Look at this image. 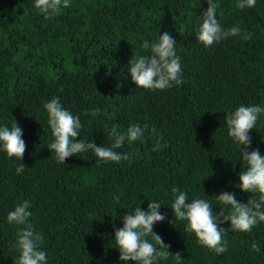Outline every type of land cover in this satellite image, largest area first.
Returning <instances> with one entry per match:
<instances>
[{"label":"trees","instance_id":"1","mask_svg":"<svg viewBox=\"0 0 264 264\" xmlns=\"http://www.w3.org/2000/svg\"><path fill=\"white\" fill-rule=\"evenodd\" d=\"M214 2L222 28L239 26L252 39L234 36L205 48L196 33L207 0H70L50 19L34 0H0V127L16 121L26 143L21 161L0 149V264H16L20 255L13 245L21 226L9 224L7 215L25 200L29 222L44 237L46 264H135L120 261L114 230L126 213L138 205L146 211L151 201L166 217L153 231L182 260L155 264H264V222L251 232L223 222L227 251L217 254L171 210L173 187L188 195L187 203L207 200L214 214L230 211L215 197L221 192L244 204L258 198L238 187L247 165L225 118L241 105L264 107V0L242 10L237 0ZM165 31L177 42L184 83L137 88L130 61L150 56L144 41L158 42ZM55 97L79 116L77 140L108 147L113 126L125 131L133 124L154 126L156 135L146 131L142 140L125 141L116 151L129 153L126 161H99L89 150L61 163L48 149L54 137L44 108ZM93 109L100 114L93 117ZM249 135L247 151L264 156V113ZM160 136L161 148L153 151ZM20 163L25 169L17 174Z\"/></svg>","mask_w":264,"mask_h":264},{"label":"clouds","instance_id":"2","mask_svg":"<svg viewBox=\"0 0 264 264\" xmlns=\"http://www.w3.org/2000/svg\"><path fill=\"white\" fill-rule=\"evenodd\" d=\"M207 3L208 8L203 13L202 24L196 33L197 41L205 48L234 36H240L243 40L252 39V33H242L239 26L226 30L222 28L217 19L219 5L214 0H207ZM255 4L256 0H237L235 7L242 10L252 8ZM70 6V0H34V7L44 15L45 19L60 15L63 9ZM176 44L177 42L167 31L159 35L158 42L149 45L148 41H144L142 47L150 48L151 55L133 57L129 67L131 79L137 88L165 90L174 84L180 86L184 83L181 77L180 57L176 55ZM44 108L54 137L48 149L56 160L64 164L67 158L89 150L94 152L99 161L116 163L126 161L129 159V153L116 151L124 146L125 141L142 140L146 131L156 135L154 126L149 129L148 125L142 128L139 124H133L125 131L113 126L109 132L111 145L97 146L93 142L77 140L83 127L80 118L66 110L60 103L59 97L45 103ZM262 113L264 107L259 105H241L235 111L227 113L225 118L228 136L241 146L242 160L247 165L245 170H241L238 187L246 193H258V198H250L244 204L236 199L235 193L221 192L215 195L217 201L230 206V211L224 215L223 211L214 214L211 204L205 199H191V203H187L189 197L185 192L178 191L176 187L171 190L175 195L171 210L176 219L186 221L185 231L194 233L199 244L217 254L227 251V244L223 238L226 229L220 227L223 222L229 221L230 229L239 232H251L254 226L264 222V156H261L259 149L247 151L252 144L249 132L255 129ZM90 114L96 117L100 114V110H90ZM22 136V129L16 121L11 128L0 127V149L9 158L15 157L21 161L26 151V143ZM162 139V136L157 139L153 151L160 150ZM24 169L25 165L20 163L16 168L17 174L22 173ZM115 199L118 201L119 197ZM30 207L31 202L25 200L17 204L7 215L9 224L21 226L17 228V240L13 245L20 253L16 264H46V252L41 250L44 237L35 231L33 224L29 222L32 216ZM160 207L159 203L151 201L146 211L141 210L138 205L133 214H125L123 227L114 230L113 241L115 248L119 250L120 261L155 264L157 260H167L170 256H173L177 262L182 261L181 254L170 253L168 251L170 245L165 244L163 238L153 231L154 224L163 222L166 218L158 211ZM148 236H151L153 242H149ZM251 247L254 252L260 251L258 243H253Z\"/></svg>","mask_w":264,"mask_h":264}]
</instances>
